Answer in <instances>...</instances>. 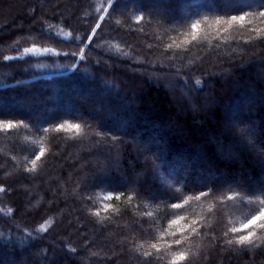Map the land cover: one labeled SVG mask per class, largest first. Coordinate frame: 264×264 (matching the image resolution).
<instances>
[{
    "label": "trees",
    "instance_id": "obj_1",
    "mask_svg": "<svg viewBox=\"0 0 264 264\" xmlns=\"http://www.w3.org/2000/svg\"><path fill=\"white\" fill-rule=\"evenodd\" d=\"M260 12L0 0V264H264Z\"/></svg>",
    "mask_w": 264,
    "mask_h": 264
},
{
    "label": "snow or ice",
    "instance_id": "obj_2",
    "mask_svg": "<svg viewBox=\"0 0 264 264\" xmlns=\"http://www.w3.org/2000/svg\"><path fill=\"white\" fill-rule=\"evenodd\" d=\"M249 15H255V14H244V15H240V16H232L228 19V21H226L229 25H232L236 22H243L245 21L246 17ZM259 17L264 18V12H260L259 13ZM216 24H220L221 20L217 19L215 21ZM242 26V25H241ZM198 27V24L194 23L192 25L193 30H195ZM257 31H260V29H257ZM195 34H193V39H195ZM8 127H11V125L9 124ZM69 128V129H78L80 126L77 124H67V125H59L58 126V130L59 128ZM43 155V149H41L40 154H38L35 159L32 161L33 164L36 163L37 160H39L41 158V156ZM203 195V194H202ZM197 199H199V197H196ZM172 207L174 208H179L180 205L179 204H173ZM264 221V208H262L259 213L257 215L252 216L250 219L247 220V222H245L244 224H242L240 226V228H233L231 229V231L233 232H241V231H245V230H250L251 228L257 226L258 222ZM259 226L261 228H264V223H259ZM253 233L251 231H248L247 235H240L239 238L235 241L236 244H240V245H244L246 243H248L252 237ZM175 243L177 245H179L181 243L180 240H176ZM231 243V241H230ZM152 247H156V245H152ZM186 259L185 255L183 253H178L175 255L173 264H178V262L180 261H184Z\"/></svg>",
    "mask_w": 264,
    "mask_h": 264
},
{
    "label": "water",
    "instance_id": "obj_3",
    "mask_svg": "<svg viewBox=\"0 0 264 264\" xmlns=\"http://www.w3.org/2000/svg\"><path fill=\"white\" fill-rule=\"evenodd\" d=\"M101 18H102V16H101ZM101 18L99 19V21L97 22L96 26L94 27V29H93L92 33L90 34L88 40H89V39L91 38V36L93 35V33H94V31H95V28H96L97 25L99 24ZM77 63H78V61H76V63L72 66V68H71L70 70H68L67 72L71 71V70L76 66ZM45 76H46V75H45Z\"/></svg>",
    "mask_w": 264,
    "mask_h": 264
},
{
    "label": "rangeland",
    "instance_id": "obj_4",
    "mask_svg": "<svg viewBox=\"0 0 264 264\" xmlns=\"http://www.w3.org/2000/svg\"><path fill=\"white\" fill-rule=\"evenodd\" d=\"M153 4H156V3L153 2ZM221 4L224 5V6H228V5H230V4H233V1H231V2H228V1H221ZM9 17H11V15H9ZM225 127H227V126H225ZM135 135H137V134L135 133Z\"/></svg>",
    "mask_w": 264,
    "mask_h": 264
},
{
    "label": "bare ground",
    "instance_id": "obj_5",
    "mask_svg": "<svg viewBox=\"0 0 264 264\" xmlns=\"http://www.w3.org/2000/svg\"><path fill=\"white\" fill-rule=\"evenodd\" d=\"M97 24V23H96Z\"/></svg>",
    "mask_w": 264,
    "mask_h": 264
}]
</instances>
